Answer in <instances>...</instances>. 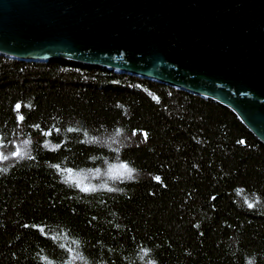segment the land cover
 <instances>
[{"label":"trees","instance_id":"trees-1","mask_svg":"<svg viewBox=\"0 0 264 264\" xmlns=\"http://www.w3.org/2000/svg\"><path fill=\"white\" fill-rule=\"evenodd\" d=\"M25 138L30 158L0 175V264H264V144L224 106L0 55V140ZM121 164L138 173L119 191L81 190Z\"/></svg>","mask_w":264,"mask_h":264},{"label":"water","instance_id":"water-1","mask_svg":"<svg viewBox=\"0 0 264 264\" xmlns=\"http://www.w3.org/2000/svg\"><path fill=\"white\" fill-rule=\"evenodd\" d=\"M0 55L210 99L264 144V0H0Z\"/></svg>","mask_w":264,"mask_h":264},{"label":"clouds","instance_id":"clouds-1","mask_svg":"<svg viewBox=\"0 0 264 264\" xmlns=\"http://www.w3.org/2000/svg\"><path fill=\"white\" fill-rule=\"evenodd\" d=\"M32 141L30 139H23L19 142L18 148L16 151H12L5 145L3 140H0V175H6L8 174L10 170V164L19 160V159H29L30 158V153H31V145ZM47 146V145H46ZM19 152L20 155H14V153ZM129 169L132 171V173H138V169L131 168ZM94 176L97 180H100L101 182L99 184H93L91 186L94 191L96 192L99 190L106 189L109 191V189H112L113 191H119V189L115 187H109L110 184H114L116 181L123 182L120 177L115 175V169L110 170L108 169L107 171H101V170H96L94 173L91 174ZM125 179L127 180H134L135 176L131 175V177L127 176ZM151 250H148L150 252ZM82 260V264H90V262L84 258L80 257ZM144 264H158V261L156 260H146ZM245 264H255V258L254 257H249L246 258Z\"/></svg>","mask_w":264,"mask_h":264},{"label":"snow or ice","instance_id":"snow-or-ice-1","mask_svg":"<svg viewBox=\"0 0 264 264\" xmlns=\"http://www.w3.org/2000/svg\"><path fill=\"white\" fill-rule=\"evenodd\" d=\"M17 108H19V105L17 106ZM21 119H23V118L21 117ZM71 130H72V129H69V131H71ZM45 135H48V133H45ZM14 155H20V153L17 152V153H14ZM119 167H120V169L125 170V171L127 172V175H128L129 177H131V175H132V171H131L130 169H128L126 165L121 164ZM113 169H114V168H110V170H113ZM157 179H159V178L157 177ZM81 190H82V191H85V192L94 191V189L89 188V187H82ZM109 191H113V190H112V189H109Z\"/></svg>","mask_w":264,"mask_h":264},{"label":"rangeland","instance_id":"rangeland-1","mask_svg":"<svg viewBox=\"0 0 264 264\" xmlns=\"http://www.w3.org/2000/svg\"><path fill=\"white\" fill-rule=\"evenodd\" d=\"M115 175L118 177L121 176L120 178H126L128 176L127 174H125V171H123L122 169L115 170ZM92 178H94V176ZM78 182H79V180H78Z\"/></svg>","mask_w":264,"mask_h":264}]
</instances>
